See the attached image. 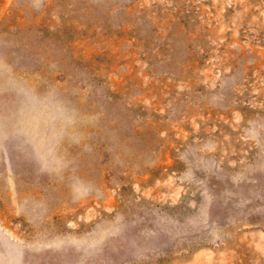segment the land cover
Here are the masks:
<instances>
[{
  "label": "rangeland",
  "instance_id": "obj_1",
  "mask_svg": "<svg viewBox=\"0 0 264 264\" xmlns=\"http://www.w3.org/2000/svg\"><path fill=\"white\" fill-rule=\"evenodd\" d=\"M0 264H264V0H0Z\"/></svg>",
  "mask_w": 264,
  "mask_h": 264
}]
</instances>
